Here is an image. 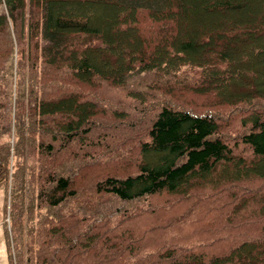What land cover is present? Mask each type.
Listing matches in <instances>:
<instances>
[{
    "label": "trees",
    "instance_id": "trees-1",
    "mask_svg": "<svg viewBox=\"0 0 264 264\" xmlns=\"http://www.w3.org/2000/svg\"><path fill=\"white\" fill-rule=\"evenodd\" d=\"M56 1L0 0L16 264H264V0H67L77 14ZM119 10V34L143 30L130 45L109 32ZM86 155L126 166L85 192L67 173Z\"/></svg>",
    "mask_w": 264,
    "mask_h": 264
},
{
    "label": "rangeland",
    "instance_id": "rangeland-1",
    "mask_svg": "<svg viewBox=\"0 0 264 264\" xmlns=\"http://www.w3.org/2000/svg\"><path fill=\"white\" fill-rule=\"evenodd\" d=\"M196 1L197 0H195V2ZM199 1L205 3L204 0H198V2ZM206 1H208V0H206ZM211 2H210V4H212ZM54 8H55L54 11L57 14L61 13V12L63 13V10H65L68 14H72V13L77 14V12H79L78 10L74 9L73 6L70 5V3L67 0H57L56 3H55V7ZM247 8H248L247 12L248 13L253 12L254 15L251 16V18L250 17L249 18L246 17V19L251 20V24L253 22L256 23L257 20H258L259 9L256 8V6H255V4H253V2L247 3ZM100 10H101L100 7L97 8V10L94 9L93 13H91L90 16L93 17V18H96V19L99 18L100 14H101ZM120 12H122V11L119 10L118 15H117V19L115 21V24L110 25L108 27L109 28V32H110V34L114 35V37H118V38L119 37H125V35H127L126 37H128L127 38L128 42L127 43L124 42V43L130 45V43H134L135 42V40H136L135 38H137V37L141 38V33H143V30H139V28H138V30H136V28H135L133 30H131V29L130 30H124V31L127 32L126 34L124 32L119 34L120 30L122 28V25L119 22V20H120V18H123V17L126 16V14L122 15ZM202 12H204V11H202ZM216 15H218V14L209 13V11L207 10L206 13H203L202 19H205V18L209 17V19L214 20ZM230 15H232L233 18H236V20L238 19L237 14H230ZM197 20L195 19L194 21H197ZM200 22L203 23L204 20H202V21L200 20ZM196 23H198V22H196ZM198 24H196V26L193 28L192 32H194V33H192V34H194L193 36L196 38V40H199V39L201 40L203 38V36H204V33H205V27H201L200 24L199 25ZM193 26H194V24H193ZM181 27L186 28V30L188 29V24H185L183 19L181 21ZM131 32H134L136 34L132 36L130 34ZM122 45H124V44H122ZM123 47L126 48V45L123 46ZM249 48L251 49L252 46L249 45ZM247 57H248L247 55L244 56V58H247ZM249 63L250 64H249L248 67L253 66V64H252L253 60L251 61V59H250ZM26 64H27V62H26ZM13 80L15 81V77H14ZM263 88H264V86H263ZM189 95L192 96L191 94H189ZM190 96H188V97H190ZM206 97H209V96L206 95ZM206 97L205 96H197V98L199 100H195V101L196 102H200L201 99H202V101L205 100V99H210V98H206ZM252 105H256V102L254 104H252ZM222 115L225 116L224 113L220 114V116H222ZM235 116H238V115L235 114ZM237 120H238V118H237ZM224 123L228 124V122H224ZM236 125H241L240 121H236V117H233V118L231 117L230 126H228L229 128L228 129L224 128V130L222 129L223 135H226V137L229 140L228 142H230V143H233L234 141H236L237 137L239 135L240 127L236 126ZM94 139H96V137ZM151 158H152L154 163L158 164V163L161 162L160 161V157L158 155L154 154V153L151 154ZM36 159H37L36 156H34L32 158L29 157L28 158V162L31 163V161L32 162L36 161ZM91 161H92V159L88 155H86V157L83 160V164H84L83 167H82L83 170L75 169L73 175H72V173H67V171H65L69 176H72V177L75 176L73 178L74 179V186H78V187H82V188L84 187V189H85V187L88 188L89 187L88 185H90L92 182H94L98 178V176L104 175L107 172L110 173V172H112V171H114L116 169L125 168V166H126L125 164H123V161H121V160H117V161L110 162V163L103 162V161L102 162L100 161V162H95V163L92 162V163H90ZM35 165L37 166L38 164H35ZM133 172H134V170L130 171V173H133ZM124 174H125V172L123 174H120V175H124ZM86 191L87 190L85 189V192ZM162 199H163L162 196H156L154 198V202H156V203L160 202ZM10 208H12V206H11V190L9 188L7 189L4 185H0V264H10V259H9L10 251H12V254H13L14 264L17 263V258H18L17 251L15 249V240L12 238V227H11V216H12V213L10 211ZM27 210H29V213L27 212ZM169 214L172 215L171 211H170ZM27 215L29 217L28 219L26 218ZM34 216L35 217L38 216V210H36V212L34 213ZM24 223H25V226H27L25 228L26 231L29 228H31V210L29 208H27L26 211H25ZM8 235H9L10 240H11L10 241V250L8 248V246H9V242L7 240V236Z\"/></svg>",
    "mask_w": 264,
    "mask_h": 264
}]
</instances>
